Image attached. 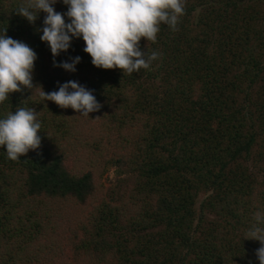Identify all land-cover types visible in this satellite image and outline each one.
Returning <instances> with one entry per match:
<instances>
[{
	"label": "trees",
	"instance_id": "1",
	"mask_svg": "<svg viewBox=\"0 0 264 264\" xmlns=\"http://www.w3.org/2000/svg\"><path fill=\"white\" fill-rule=\"evenodd\" d=\"M23 3L0 0V32L37 53L35 89L0 118L34 108L42 142L17 161L0 147V264H259L243 238L264 213V0H184L175 30L141 38L159 57L131 75L95 67L82 38L55 58L81 57L76 71L55 67L45 14L30 24ZM67 81L101 109L42 100ZM107 166L122 191L101 185Z\"/></svg>",
	"mask_w": 264,
	"mask_h": 264
},
{
	"label": "clouds",
	"instance_id": "2",
	"mask_svg": "<svg viewBox=\"0 0 264 264\" xmlns=\"http://www.w3.org/2000/svg\"><path fill=\"white\" fill-rule=\"evenodd\" d=\"M61 2L67 6L64 13L54 8ZM16 11L30 24L41 12L45 14L40 39L50 48L55 67L76 71L81 57L59 62L55 58L68 52L74 38H82L83 51L90 55L95 67L119 69L123 75H131L148 70L159 57L156 51L149 54L141 50V38L155 43L161 25L175 30L184 14V0H25ZM37 58L26 43L7 36L6 29L0 32V105L13 92L35 89L33 72ZM41 98L62 109L71 108L82 117H89L102 107L93 90L76 81L58 82V89L52 92L42 89ZM41 128L38 112L27 106L17 107L15 112L0 118V147H6L7 158L17 161L30 150H39ZM243 239L260 243L255 255L259 264H264V213L254 214V223Z\"/></svg>",
	"mask_w": 264,
	"mask_h": 264
},
{
	"label": "rangeland",
	"instance_id": "3",
	"mask_svg": "<svg viewBox=\"0 0 264 264\" xmlns=\"http://www.w3.org/2000/svg\"><path fill=\"white\" fill-rule=\"evenodd\" d=\"M104 151L107 152V149ZM124 176H120L117 169L113 166H107L104 173H103V178L100 180V183L103 187L105 188H120L121 185H123L122 179ZM123 190V187L121 191ZM57 232H62L61 226L58 225ZM61 234V233H60Z\"/></svg>",
	"mask_w": 264,
	"mask_h": 264
}]
</instances>
